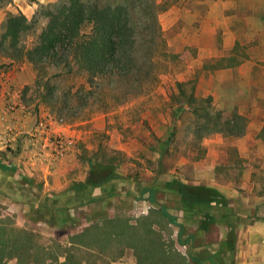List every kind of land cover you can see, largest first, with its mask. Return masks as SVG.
Instances as JSON below:
<instances>
[{"label": "rangeland", "instance_id": "1", "mask_svg": "<svg viewBox=\"0 0 264 264\" xmlns=\"http://www.w3.org/2000/svg\"><path fill=\"white\" fill-rule=\"evenodd\" d=\"M55 1H39L30 20L28 45L47 22L45 6ZM157 1L167 6L159 16V24L164 39L160 52L168 56V70L161 72L150 92L126 96L125 90L120 92L108 81L96 80L100 89L94 90V96L88 95V82L93 75L80 70L79 54L84 43L81 37L72 43L69 63L59 68L51 63L38 67L23 61L12 63L0 57V92L7 88L10 93L5 92L4 96L11 98L5 99L4 117H37L49 129L62 125L74 131L70 136L53 134L70 137L72 143H65L72 146L70 153L73 152L69 153L71 159L66 158L56 168L61 174L48 175L55 181L53 184L67 182L70 187L75 181L85 180L91 172L94 153L106 150V155L116 157L120 163L119 171L124 175L139 173V180L156 187L169 204L165 209L157 208L146 203V198L139 200L132 195L114 200L111 208L105 209L108 215L120 214L122 207L128 215L161 209L172 224L175 247L190 260L191 246L208 240L210 235L207 233L191 245L180 239L177 221L184 211L176 206L175 194H179L171 185L180 182L193 191L199 187V191L195 190L198 195L212 196L211 206L232 209V214L242 208L241 196H248L252 202L262 196L264 189V0ZM8 2L13 0H0ZM222 57L226 60L218 67L217 61ZM229 58L233 66L226 67ZM13 72H20V77L13 80ZM178 83H184L187 95L193 97L191 101L179 96ZM190 102L199 108L197 114ZM206 111L218 114L223 121L238 116L242 119L240 124L245 125L244 133L239 137L211 134L196 143L193 129L204 123ZM94 125L96 128H92ZM174 127L175 135L164 159L165 172L157 175V149ZM31 133L25 134V141ZM199 147L206 152L197 160ZM215 182L225 186H221L224 192L207 186ZM204 187L214 191L203 190ZM211 206L190 203L188 209L204 211ZM65 209L40 210L44 216L40 221L38 211L8 204L0 207V218H9L19 227L36 230L46 238L65 241L74 230L91 222L90 216L82 215L88 211L84 205ZM97 212L92 210V216ZM210 226L207 219L205 228ZM235 232V228H229L228 247L232 249L229 257L236 261L242 251L240 236ZM3 264L17 263L12 259ZM97 264H136V259L128 250L122 258L98 260Z\"/></svg>", "mask_w": 264, "mask_h": 264}, {"label": "trees", "instance_id": "2", "mask_svg": "<svg viewBox=\"0 0 264 264\" xmlns=\"http://www.w3.org/2000/svg\"><path fill=\"white\" fill-rule=\"evenodd\" d=\"M166 9L167 6L157 0H57L45 6L47 22L30 45V21L20 10L9 12L0 28V57L12 63L23 61L35 67L51 63L59 68L69 63L72 43L81 37L84 43L79 54L80 70L93 75L89 78L87 94L94 96V90L100 89L96 80H106L114 89L125 90L126 96L134 97L150 92L158 83L161 72L168 70L165 61L168 56L160 52L164 39L159 24V16ZM225 60V57L220 58L218 67ZM229 60L232 59H228L226 67L233 66ZM177 87L183 100H192L184 83H178ZM190 104L193 113L197 114L199 108ZM203 117H207L204 123L193 129L196 143L211 134L239 137L244 133L245 125L240 124L242 119L238 116L223 121L218 114L210 115L206 111ZM175 128L160 141L157 175L165 172L164 159L169 154ZM199 148L197 160L206 152ZM105 151L94 153L91 173L85 180L75 181L69 190L80 196L87 187L100 186L119 172L134 181L141 178L139 173L124 175L118 169L120 163L116 162V157L106 155ZM14 153L7 147L0 151V157L7 158ZM147 187L152 188L151 185ZM171 187L183 202H204L211 206L212 196L198 195L195 190L199 191V187L193 191L180 182ZM203 190L214 191L210 187ZM260 194L264 196V189ZM117 198L122 199L114 195L84 204L88 211L82 215L90 216L91 222L74 230L65 241L46 238L36 230L19 227L9 218H0V264L12 259L17 264H97L98 260L122 258L128 250L132 251L136 264H191L189 258L175 247L171 239L172 224L163 211L150 208L146 213L128 215L122 207L120 214L109 216L105 209L111 208ZM94 209L98 212L92 216ZM37 211L39 220L43 221L40 209L30 212ZM209 215L205 213L200 218L203 229L207 219L213 220Z\"/></svg>", "mask_w": 264, "mask_h": 264}, {"label": "crops", "instance_id": "3", "mask_svg": "<svg viewBox=\"0 0 264 264\" xmlns=\"http://www.w3.org/2000/svg\"><path fill=\"white\" fill-rule=\"evenodd\" d=\"M39 1L13 0V3H0V26H2L7 13L18 10L30 21L36 14ZM41 1L44 2V0ZM20 75V72L10 73L13 80L19 78ZM6 89L0 92V115L2 116L0 117V151L10 147L15 153L8 155L7 158L0 157L1 208L13 204L20 206L22 210L27 207L30 211L40 209L61 212L71 206L105 200L114 195L126 199L132 195L139 200L146 198V203L162 209L169 205L165 200L166 197L161 196L156 187L149 188L141 180L134 181L132 178L120 174H115L113 178L100 186L87 187L80 196L74 190H69V187L66 186L67 182L63 185L53 184L55 181L48 175L61 174L56 169L60 162L66 158H72L70 156L73 154V152L70 153L72 146L67 144L68 142L72 143L71 140H68L70 139L68 136L74 134V131L62 125H57L56 129H52L55 134L61 132L68 135L67 138L62 135L61 146L54 147L53 144L47 143L41 136L42 132H38L35 139L29 138L25 141V134L31 133L34 129L35 131L39 130L41 121L37 117H21L19 114L16 117L15 115L14 117H4L3 106L7 102L5 99H11L4 96L5 92L10 93ZM12 102L16 104L14 100ZM92 128H96V126L94 125ZM89 131L91 132V130ZM79 134L81 133L79 132ZM42 174L43 176H41ZM64 186L67 188L57 189ZM207 186L219 191L222 187L225 188L217 182L207 184ZM221 192L224 191L221 190ZM175 197L176 206L184 211L177 221L180 226V239L184 238L191 245L193 241L205 237L207 233L210 235L208 240L202 239L201 244L191 246L190 260L192 264H264V196H258L252 202L248 196H241L242 208H236V214L229 213V211L232 212V209H222L219 205L211 206L210 210L204 211L188 209L190 203L183 202L180 195L175 194ZM204 212L210 214L209 217H212L213 220L210 227L203 229L200 226V218ZM229 228H235V233L240 236L239 246L242 256L240 255L236 261L229 257L230 250H232L228 247Z\"/></svg>", "mask_w": 264, "mask_h": 264}, {"label": "built area", "instance_id": "4", "mask_svg": "<svg viewBox=\"0 0 264 264\" xmlns=\"http://www.w3.org/2000/svg\"><path fill=\"white\" fill-rule=\"evenodd\" d=\"M40 129L36 130L34 132H32L30 134V139H35L37 137L38 132H42L41 136L44 137L45 141L47 143H51L54 145V147L56 146H61L62 144V139L61 136H54V131L51 129H49V127H47V125L44 124V122H41L39 124ZM61 139V140H60Z\"/></svg>", "mask_w": 264, "mask_h": 264}]
</instances>
